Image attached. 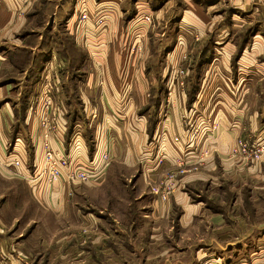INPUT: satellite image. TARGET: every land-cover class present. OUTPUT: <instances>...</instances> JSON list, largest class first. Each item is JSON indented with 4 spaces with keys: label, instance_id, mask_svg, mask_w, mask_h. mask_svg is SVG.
I'll return each instance as SVG.
<instances>
[{
    "label": "rangeland",
    "instance_id": "rangeland-1",
    "mask_svg": "<svg viewBox=\"0 0 264 264\" xmlns=\"http://www.w3.org/2000/svg\"><path fill=\"white\" fill-rule=\"evenodd\" d=\"M91 1L69 0L68 10L61 11L60 15L58 11L52 16L48 0H0V44L6 41L11 46L14 43L12 38L17 33L13 30L18 27V30H21L20 35L29 33V41L34 46L40 45L44 39L52 41L54 37L55 42L58 38L63 40L60 43L72 48L77 47L79 54L83 56L79 61L83 64L75 69L71 64L68 68L69 64L63 56V62H52L51 66L46 64L45 70L39 69V75H47V82L39 85H36L37 82L26 83L25 87L30 85L33 88L36 85L35 89H32L33 94L29 95L25 88L23 94L13 96L22 105L27 103L24 117L32 116L36 120L38 128L34 141L37 148H40L42 162L43 155L45 160L48 152L55 155L57 160L60 156L67 160V164L59 168L61 175L55 177L51 184L46 175L35 176L34 170L39 168L34 167L33 160L27 162L29 166L32 163L31 172L26 178L29 182L34 180L37 187L48 185L52 186L54 191H62L60 197L50 195L53 199L51 202L55 199L57 203L54 206L47 200H43L42 204L35 199L31 201L33 199L30 196L28 198V192L24 191L25 178L10 179L3 174L0 176V186L13 184L18 188L14 198L15 208L6 205L7 210L2 216L3 224H0L1 231L9 234V241L16 246L15 249H19L18 263L264 264V202L250 198L247 186L239 192L229 188L227 184L222 186L226 191H217L219 185L215 184L208 189L205 184L190 191V200H203L212 213L222 216L224 221L221 223L213 222L215 218L212 213L203 212L191 224L182 226L177 221L180 210L175 206L168 213L164 207L161 214L154 213V200H157V205L161 202L166 205L174 191L185 179H189L188 176H183L190 173L189 168L194 165L182 166L185 165L184 156L201 157L200 155L210 154L200 146L204 141L212 142L217 136L216 133L222 130L224 116L216 111L220 103L215 105V102L220 100L222 103H230L229 93L234 94L237 89L232 78L218 75V71L222 70L221 64H212L207 68L208 65L204 63L193 62L197 58L193 59V55L200 52L203 37L199 35L196 36L197 39L193 37L187 41L186 33L180 32L176 26L186 2L161 0L159 6L146 10L147 12L137 10L138 13L129 20V26L139 21L144 24L141 27L135 26L138 23L133 26L129 34L130 47L124 52L127 59L128 56L132 57L131 89L128 94L123 92L122 95H109L111 89L109 91L107 86L110 81H101V75L104 73L108 77V73L116 72L117 68L122 72L127 63L119 60L116 33L107 28L103 15L94 7L91 8ZM125 1L124 4L130 2ZM149 2L151 4L152 0ZM226 9L227 7L224 10ZM72 13L74 15L70 21L69 16ZM50 26H54L53 33H50ZM90 27L93 37L84 34L90 33ZM105 29L106 33L101 34ZM235 31L236 28L233 29L232 38H235ZM237 33L239 32H236L235 36ZM78 34L81 35L80 39L77 38ZM177 34L184 36V40L181 46L169 55L168 52L173 49L178 38ZM24 43L26 44L25 40ZM91 43L97 44V49L89 51L88 47L93 45ZM89 54L91 57L96 55L102 58L93 66V70L87 60ZM38 64L36 62L37 66ZM9 70H1L0 76L8 74ZM95 70L100 74L98 81L87 77L89 73L94 75ZM16 71L17 69H11L13 73ZM83 99H88L90 110L83 108ZM100 103L107 107L109 104L114 109L106 111L113 121L120 120L121 115H124L122 120L129 121L143 114L144 119L153 125L156 121H164L166 117L168 123L177 118L190 134V138L197 134L203 137L198 147L189 150L185 144L186 137H181L175 132L173 139L182 142V156L178 158V163L182 164H174L161 173L158 172L156 179H151L154 171L139 175L141 169L137 166L127 168L119 164L109 171L108 167L101 164L96 166L90 163L98 152L101 127L97 128V134L91 130H94V125L96 128L97 124L100 126L108 121L106 115L102 120H98L102 110ZM123 107L125 114L121 111ZM64 110H67L65 116L69 123L78 122L76 126L73 125L68 145L70 148L67 149L58 141L61 128L59 116L64 117ZM18 116V128L25 130L23 112L20 109ZM64 122L66 123V120ZM246 122L247 120L242 118L239 126L229 128L238 134L234 136L235 139L225 155L240 158L238 155L242 154L241 147L233 152L239 141L258 144V147L264 145V138H253ZM203 131L206 134L200 133ZM22 133L23 142L15 146L29 152L32 142L25 132ZM161 134L159 132L152 138L149 137L147 150L145 148L142 151L144 155L153 156L157 164H161L168 154L161 141ZM79 143L81 150L85 147L86 151L84 160H79L82 167L84 164L89 167L86 168L90 177L86 180L67 178L70 165L75 166L71 155L80 152L77 151ZM208 145L213 146L207 144L205 148H208ZM13 149V143L6 144L7 153ZM102 149L101 152L109 155L106 147L103 146ZM244 162L252 164L246 160ZM255 194L257 196V193ZM238 196H241L240 200L235 202ZM9 197L7 196L8 199ZM228 242L234 244L225 247Z\"/></svg>",
    "mask_w": 264,
    "mask_h": 264
},
{
    "label": "crops",
    "instance_id": "crops-1",
    "mask_svg": "<svg viewBox=\"0 0 264 264\" xmlns=\"http://www.w3.org/2000/svg\"><path fill=\"white\" fill-rule=\"evenodd\" d=\"M149 1L151 0H130L128 4H124V2H126L125 0L91 1V8L93 9L94 7L96 11L101 13L103 19L106 21L107 28L116 33L115 36L118 40L117 54L119 60L122 59L124 63H127V66L123 68L122 72L120 71V68H117L116 72L108 73V77L106 74L104 75V73L101 75V81H110V84L108 83L109 86H107L109 87V91L111 89L109 95H122L123 92L124 94H128L131 89L130 81L133 74L130 73V63L132 57L128 56L127 59V56L124 57V52L130 47L131 37L129 34L132 32L133 26L138 23L135 26L141 27L144 23L139 21L136 23L134 22L129 26V24H131V21L129 20L138 13L137 10H151L161 4V0H152L151 4ZM184 1L186 2L185 8L176 21V26L179 27L180 32L183 34L186 33L187 41L188 39H193V37L197 39L196 36L199 35L200 37H203L201 40L202 44L200 45L201 49H199L200 52L193 55V59L197 57L198 60L199 58L201 60L197 61V58H195L193 62L204 63L205 65H208L207 68L212 64H221L220 69L222 70L218 71V75H222L224 78H232L234 84L237 86L234 94L229 93L230 103H222L220 100L215 102V105L220 103L217 105L216 111L224 116L222 130L216 133L217 136L213 138L212 142L206 143V141H204V144L202 143L200 146L203 151L207 150L210 154L200 155L201 157L198 155H188L186 158L185 155V165L182 166L194 165L189 168L191 174L188 173L183 176H188L189 179H185L184 183L174 191L170 201L167 202L166 205H163L162 202L157 205V200H154V213L161 214V209L163 207L166 208L167 213L173 208V206L178 207L180 210V216H177V221L182 226H188L203 212H207L208 214L212 213L210 207L206 205L203 200H190V191L202 187L201 185L206 184L209 189L217 184L219 185L217 191H221L224 190L222 189V186L228 184L229 188L239 192H241L243 187L247 186L250 198L264 202V198H262L264 197V193H262L264 192V155H262L261 159L254 164H248L240 158L225 155L235 139L234 136L238 134L237 132L234 133L230 131L229 128L231 126H239L242 118L244 121L247 120L246 123H248V128L251 130L253 138H264V0ZM68 2L69 0H48L49 5L51 6L50 14L55 15L59 11L58 13L60 15L62 13L61 11L68 10ZM124 5H126V7H124ZM224 5L227 7L226 11L224 10ZM69 12H71V9ZM73 15V13L70 14V21L73 18ZM0 25L2 24L0 23ZM65 26L67 27V24H65ZM91 27L88 30V32H90L89 34L83 31L88 37H93ZM50 28V33H53L54 26H50ZM235 28V33H239H237V36H235L234 33L235 38H232V32ZM13 31H17L14 38H12L14 43L9 46L6 41H2L0 44V71L10 69L8 74L5 73L0 76V176L3 174L10 179H26L31 172L30 168L32 164L30 163L29 166L27 162L33 160L34 167H39L42 161V155H39L40 148H37L34 141L38 127H36V120L34 117H24V113H26L25 111L27 110V103H23L22 105L13 96L23 94L25 88L29 92V95L33 94L32 92L37 84L39 85L47 82V75L42 74L41 77L39 75V69L45 70L47 68L46 64L51 66L52 62H63L64 57L66 58L65 61L69 64L68 68L71 64L72 68L75 69L83 64L82 62H79L83 56L79 54L77 47L72 48L63 43L56 45L55 42V45L51 44L50 47L47 43V46L43 45L42 49L40 45L34 46L29 41V33L20 35L21 30H18V27ZM105 31L106 29L102 30L101 34ZM177 35L178 38L173 45V49L171 48L172 50L168 52L169 55L171 54V51L180 47L182 40H184V36L182 37L180 34ZM77 36L76 37L80 39L81 35L78 34ZM24 40L26 41V44L24 43ZM52 40H54V37ZM50 41L51 40L48 42ZM61 42H63V40H61ZM96 45L97 44H93L91 47H88V50L91 51L92 49H97L95 48ZM40 49L42 51L40 52L41 56L36 58V62L39 64L38 66H35L33 58ZM24 50L30 52L32 60L29 61L25 57L23 59L20 52H23ZM207 52L209 54H206ZM92 57L89 54L87 60L90 61L93 70V66L102 58L95 55L93 61ZM26 62L31 66L26 68H20L17 66L19 65L18 63L24 64ZM11 69L13 71L17 69V71L13 73L11 72ZM99 75L100 74H98L97 70H95L94 75L89 73L87 74V77L89 79L95 78L94 80L98 81ZM29 82L37 83L36 85L34 84L35 86L33 88L30 85L25 87L24 85L26 83L29 84ZM101 94L105 95L104 92H101ZM194 99L195 98H193V100ZM87 100H81L85 105L83 108L86 111L90 110L89 107L91 106ZM86 105L89 106L87 107ZM100 105L102 110L98 120H102L106 115V120L108 121L100 126L97 124L96 128L95 125L94 127L91 125V128H94V130L91 131H94L97 134V128L101 127L99 132L100 143L98 144L97 151H102L103 146L107 148L109 159L104 167H108V170H114V167L119 164L127 168H136L137 166L139 170L141 169L139 175H145L148 171H154V175L151 179H156L158 172L161 173L163 170L174 166V164H182L178 163V158L182 156V142L181 140L176 141L173 139L175 132L181 137H186L185 144L189 150H194L198 147L200 145V140L203 137L197 134L190 138V134L188 131H185V128L177 118L172 121V123H168V117H166L164 118V121H156L153 125H150L149 121L144 119L143 114H139L135 119L129 121L125 119L122 120L124 115H121L120 120L113 121V119L106 114V111L110 112V110L114 109L109 104L108 107L102 103H100ZM62 108H64V106H62ZM19 109L23 112V126L26 128L25 130H20V128H18L17 122ZM65 111L67 110L62 112L64 117L62 115L59 116V127L61 128L59 131L60 139L58 141L67 149L70 148L68 145L72 129L74 128L73 125L76 126L78 122H75V124L72 122L69 123L65 116ZM121 111H123V114L126 112L124 107ZM65 120L66 123L64 122ZM71 120L72 119H70V121ZM232 123L234 124L232 125ZM63 125H65V127H63ZM22 132H25L32 142V147L29 146V152L25 149L21 150V148H16L15 146L17 143L23 142L22 139H24V135ZM159 132L162 133L161 141L168 151L167 156L161 164L155 163L153 156L150 157V155L142 154V151L145 148L147 150L146 143L149 137L152 138ZM200 133L204 134L205 131ZM208 136L210 137L209 134ZM95 138H97L96 135ZM11 143L14 144V149L7 153L5 151L6 144ZM207 144L213 146L208 145V148H205ZM81 148L82 147L79 143L77 151L80 152L71 155L73 162L84 160V154H86V151L85 147L82 150ZM81 153L83 155H81ZM14 159L19 160L17 166L13 163ZM193 169L196 170L193 171ZM23 187L24 191L28 192V198L30 196V198L33 199L31 201H34L35 199L36 201L41 202L40 204H42L43 200L52 203L51 201L53 199L50 197L51 194H55V196L59 197L62 196V191L60 189L54 191L55 189H52V186L49 187L48 185L37 187V185L32 184L27 179L25 180ZM17 190L18 188L13 184H10L9 186H0V224H3L2 216L7 210L6 205L15 208L14 198L17 195ZM224 191H226V188ZM255 193H257V196H255ZM237 195H239V193ZM7 196H10L9 199ZM240 197L241 196L236 197V200L234 201L238 202ZM154 199L156 198L154 197ZM52 205H57L55 199ZM157 208H159L158 211ZM212 215L215 218L213 222H222V216L214 213H212ZM9 238V234H4L0 229V264H19V249H15L16 246L9 241ZM216 243L221 246L218 241H216ZM233 244L234 242H228L225 247ZM20 251L22 250L20 249Z\"/></svg>",
    "mask_w": 264,
    "mask_h": 264
},
{
    "label": "built area",
    "instance_id": "built-area-1",
    "mask_svg": "<svg viewBox=\"0 0 264 264\" xmlns=\"http://www.w3.org/2000/svg\"><path fill=\"white\" fill-rule=\"evenodd\" d=\"M257 145L255 144L253 145V143L248 144L247 141H239V144L237 145V147L233 149V152H235L236 150L238 151V149H240L241 147L242 154L239 153L238 155L241 158V160L242 161L246 160L251 163H255L257 160L261 158L262 155H264V145H261L260 147H258ZM45 156L46 158L44 160V155H43V162L41 161L38 167L39 169L36 168L35 176L40 177L38 176L39 174L46 175L49 184H51L52 182H54L53 180L55 177H58L59 175H61L59 168L60 166H65L67 164V160L63 156L58 157V160H57L55 155H52L50 152H48ZM108 159H109V156L105 152H101L100 154L99 152H97L95 153V156L90 160V163L95 164L96 166L101 164L104 167L107 164ZM13 163L14 165L17 166L19 164V161L13 160ZM80 164L81 163L79 162H74V165H75L74 167L70 165L69 172H67V175H68L67 178L76 177L80 180H86L90 177L89 176L90 173L88 169L86 168L88 167V165L84 164V166L82 167ZM51 173H54V175H52ZM33 181L34 180H32L31 182ZM32 184H35V183L33 182Z\"/></svg>",
    "mask_w": 264,
    "mask_h": 264
},
{
    "label": "trees",
    "instance_id": "trees-1",
    "mask_svg": "<svg viewBox=\"0 0 264 264\" xmlns=\"http://www.w3.org/2000/svg\"><path fill=\"white\" fill-rule=\"evenodd\" d=\"M57 40L58 41H56L58 44L60 43V41H61V39L59 40L58 38H57ZM47 43L49 44V47H50V45L51 44H54L55 45V41H51V42H48L47 40H42V42H41V44H40V46H41V48L43 49V45H46L47 46ZM45 51H46V49H45ZM40 52H42L41 50H40ZM40 52H38V53H36V55H35V57L33 58L34 59V65L36 66V58L37 57H39V56H41V53ZM21 54V56H23V59H24V57L27 59V60H32V56H31V54H30V52H28V51H26V50H24L23 52H20ZM43 54V53H42ZM22 59V60H23ZM31 66L29 63H24V64H22V65H17L18 67H20V68H24V67H26V66Z\"/></svg>",
    "mask_w": 264,
    "mask_h": 264
}]
</instances>
